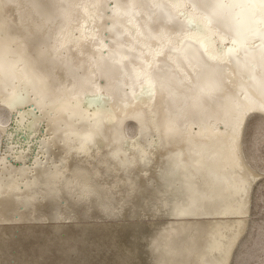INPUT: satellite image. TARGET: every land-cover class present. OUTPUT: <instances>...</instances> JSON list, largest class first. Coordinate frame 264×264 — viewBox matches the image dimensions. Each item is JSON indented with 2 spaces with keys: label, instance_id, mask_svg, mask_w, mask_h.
I'll return each instance as SVG.
<instances>
[{
  "label": "bare ground",
  "instance_id": "bare-ground-1",
  "mask_svg": "<svg viewBox=\"0 0 264 264\" xmlns=\"http://www.w3.org/2000/svg\"><path fill=\"white\" fill-rule=\"evenodd\" d=\"M263 257L264 0H0V264Z\"/></svg>",
  "mask_w": 264,
  "mask_h": 264
},
{
  "label": "rangeland",
  "instance_id": "rangeland-1",
  "mask_svg": "<svg viewBox=\"0 0 264 264\" xmlns=\"http://www.w3.org/2000/svg\"><path fill=\"white\" fill-rule=\"evenodd\" d=\"M256 208V209H255ZM254 211H258V207L255 206ZM252 261V260H251ZM263 262H264V257H263ZM264 264V263H263Z\"/></svg>",
  "mask_w": 264,
  "mask_h": 264
}]
</instances>
